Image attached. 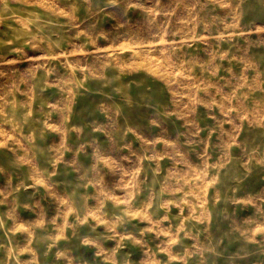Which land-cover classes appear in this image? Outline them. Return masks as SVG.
I'll return each instance as SVG.
<instances>
[{
	"label": "rangeland",
	"instance_id": "1",
	"mask_svg": "<svg viewBox=\"0 0 264 264\" xmlns=\"http://www.w3.org/2000/svg\"><path fill=\"white\" fill-rule=\"evenodd\" d=\"M0 264H264V0H0Z\"/></svg>",
	"mask_w": 264,
	"mask_h": 264
}]
</instances>
